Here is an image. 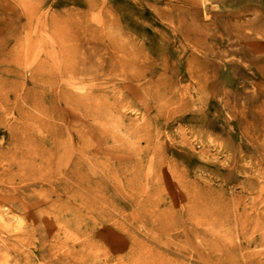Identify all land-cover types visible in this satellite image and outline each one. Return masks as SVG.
<instances>
[{"label": "rangeland", "instance_id": "obj_1", "mask_svg": "<svg viewBox=\"0 0 264 264\" xmlns=\"http://www.w3.org/2000/svg\"><path fill=\"white\" fill-rule=\"evenodd\" d=\"M0 81V264H264V0H0Z\"/></svg>", "mask_w": 264, "mask_h": 264}, {"label": "bare ground", "instance_id": "obj_2", "mask_svg": "<svg viewBox=\"0 0 264 264\" xmlns=\"http://www.w3.org/2000/svg\"><path fill=\"white\" fill-rule=\"evenodd\" d=\"M1 82V81H0ZM69 96L67 97L68 99H69V101H72V103L73 104H75V105H78L79 107H81L82 105H83V102L81 101V97L80 98H78V97H74V96H72L71 94H68ZM31 102V101H30ZM32 104V106L34 107V108H36V109H41L42 111L44 110L38 103H34V102H32L31 103ZM45 111V110H44ZM195 204H196V202H195ZM194 206V205H193Z\"/></svg>", "mask_w": 264, "mask_h": 264}]
</instances>
